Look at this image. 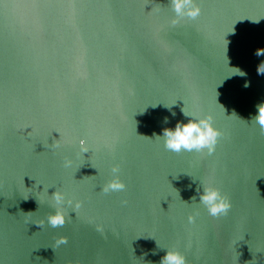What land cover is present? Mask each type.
I'll return each instance as SVG.
<instances>
[{"label": "water", "instance_id": "1", "mask_svg": "<svg viewBox=\"0 0 264 264\" xmlns=\"http://www.w3.org/2000/svg\"><path fill=\"white\" fill-rule=\"evenodd\" d=\"M197 3L172 24L169 0H0V264H159L169 247L189 264H264V132L249 122L264 0ZM230 67L247 75L223 79ZM182 108L212 116V154L155 137ZM114 164L126 188L104 193ZM208 181L226 215L191 199ZM55 188L80 206L52 228Z\"/></svg>", "mask_w": 264, "mask_h": 264}, {"label": "clouds", "instance_id": "2", "mask_svg": "<svg viewBox=\"0 0 264 264\" xmlns=\"http://www.w3.org/2000/svg\"><path fill=\"white\" fill-rule=\"evenodd\" d=\"M169 2L174 13L171 20L172 24H176L184 18L196 19L200 15L201 9L197 0H169ZM256 55H264V49H257ZM230 68L232 69L231 74L226 75L223 79L232 75H247L246 72L238 67ZM257 73L264 74V62L258 64ZM248 86V82L245 81L244 87ZM171 105L172 104L165 105V107L169 108L171 111ZM255 107L256 111L250 116L249 122L256 125L264 132V100L260 101ZM181 111L186 119L176 121L173 127H164L162 133L155 135V137L162 141L164 148L174 153L206 151L208 154H212L219 137L222 135L221 130L214 126L212 116L207 113L195 115L185 111L183 108ZM171 115L175 116V112H171ZM167 121L168 117H164V122L167 123ZM79 143L83 145L84 141L81 140ZM85 152H87V149L82 148V153ZM69 166H71V161H65V167ZM111 172V178L101 186L102 191L104 193L124 191L126 185L120 178L119 166L114 164ZM47 189H45V191L50 197L53 210L48 213L46 223L52 228L62 227L70 216L69 212H65V205H70L74 212L75 209L79 208L80 204L78 201L66 199L65 194L56 188L51 195H49ZM196 195L199 197L198 200L196 196H193L191 199H195L200 205H203L208 214L212 217L226 215L231 208V202L227 195L211 181L200 183L196 189ZM25 199H27V197ZM194 219V216H189L190 223L193 222ZM97 230L102 231V227L97 225ZM56 243L57 245L66 244L67 238L61 236L57 239ZM164 249L165 251L163 256L160 257L159 264H189L187 257L177 248L169 247Z\"/></svg>", "mask_w": 264, "mask_h": 264}]
</instances>
